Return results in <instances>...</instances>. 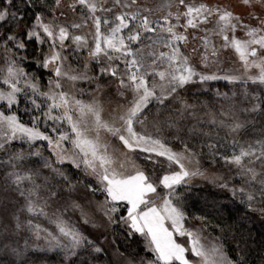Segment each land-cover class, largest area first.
I'll return each mask as SVG.
<instances>
[{"label":"snow or ice","instance_id":"obj_1","mask_svg":"<svg viewBox=\"0 0 264 264\" xmlns=\"http://www.w3.org/2000/svg\"><path fill=\"white\" fill-rule=\"evenodd\" d=\"M0 59V264H264V0H0Z\"/></svg>","mask_w":264,"mask_h":264},{"label":"rangeland","instance_id":"obj_2","mask_svg":"<svg viewBox=\"0 0 264 264\" xmlns=\"http://www.w3.org/2000/svg\"><path fill=\"white\" fill-rule=\"evenodd\" d=\"M152 2L155 3L156 0H152ZM210 2H212V0H210ZM237 10L240 11V9H237ZM196 46H197V44H196L195 41H190L187 46H185V47L182 48V50L185 52V54H191V55H193L194 59H196L198 61L199 60V56L196 55V54H194V53H192L193 47H196ZM84 55H86V52L84 53ZM2 63H3V61H2V59H0V65H2ZM71 63H72V67L73 68H76L77 67V62H71ZM90 67H91V65H90ZM220 67L222 69L227 70L229 68V65H227V64H221ZM231 67L234 68V67H236V65H231ZM26 70L32 71L33 69L32 68H27ZM212 70L215 71V67ZM40 71L43 73L42 83L43 84H46L49 73L46 70H42V69ZM0 86H2V85H0ZM65 87L66 88L67 87H71V82L67 83L65 85ZM89 87L90 86L88 85L87 82H76V85H75V90H79L80 88H84L85 89V94L82 97H80V98L84 99L85 101L91 99V92L89 91ZM92 87H94V85ZM238 87H240V86L239 85L234 86V85L229 84L227 81H224V80L210 81L203 88L200 87L199 82H197L195 85H193V89H194L195 92L199 93V92L204 91V92H208L209 95H212L215 92V90H217V89H219L221 92H229V94H231V91L237 90ZM201 99L202 100H207L208 99V96H202ZM219 99L220 98L213 97V102H216ZM256 131L258 132L259 131V128H257ZM220 136H224V132L223 131L220 132ZM247 138L248 137H245V139H247ZM221 151H225V149H221ZM204 152L205 153L208 152L207 147L204 148ZM45 155H47V153H45ZM212 171H213V169H209L210 175H209V179L208 180H204V179H202L200 177H197L196 178L197 181H199V186L200 187H204V188L207 187V188L212 189V185H211V172ZM215 171L216 172H223L224 171V168L222 166H217L215 168ZM97 198L98 199H103V197L100 196L99 194L97 195ZM76 215L78 216L79 213H76ZM199 223H200L199 221H195V220L192 221V224H194V225L195 224H199ZM205 235L207 236L208 240H210L212 236H216L217 234H214L213 232H211V231H209L207 229ZM109 238H111V237H109ZM21 243H23V241H21ZM50 264H51V262H50Z\"/></svg>","mask_w":264,"mask_h":264},{"label":"trees","instance_id":"obj_3","mask_svg":"<svg viewBox=\"0 0 264 264\" xmlns=\"http://www.w3.org/2000/svg\"><path fill=\"white\" fill-rule=\"evenodd\" d=\"M203 188H204V187H203ZM204 189H205V190H214V189H210V188H207V187H205ZM193 211H195V210H193ZM197 214H199V213H197ZM208 230L211 231V232H213L214 234L219 235V232L216 231V230H214L212 227H209ZM260 230H261V229H260V225H259V223H257L256 227L253 229V235H254V236H257V238H258V233L260 232ZM228 241H229V242H228V245H226V247H231L232 245H231L230 237L228 238ZM133 247H135V245H134ZM251 260H252V261H256V260H257V256H256V254H253V255H252Z\"/></svg>","mask_w":264,"mask_h":264}]
</instances>
